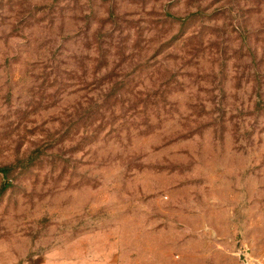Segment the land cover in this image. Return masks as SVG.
Returning a JSON list of instances; mask_svg holds the SVG:
<instances>
[{"label":"rangeland","instance_id":"374dc122","mask_svg":"<svg viewBox=\"0 0 264 264\" xmlns=\"http://www.w3.org/2000/svg\"><path fill=\"white\" fill-rule=\"evenodd\" d=\"M29 155L0 264H264V0H0V167Z\"/></svg>","mask_w":264,"mask_h":264},{"label":"trees","instance_id":"16d2710c","mask_svg":"<svg viewBox=\"0 0 264 264\" xmlns=\"http://www.w3.org/2000/svg\"><path fill=\"white\" fill-rule=\"evenodd\" d=\"M31 155H29V157H27V159L18 160V162L15 165H6V166L0 167V173H2L4 176H7L17 165H22V164H24L25 161L27 163L32 162V160L34 158H30ZM9 185H10L9 183H5L3 190H6L9 187Z\"/></svg>","mask_w":264,"mask_h":264},{"label":"crops","instance_id":"0c3cea01","mask_svg":"<svg viewBox=\"0 0 264 264\" xmlns=\"http://www.w3.org/2000/svg\"><path fill=\"white\" fill-rule=\"evenodd\" d=\"M243 225H244V229H245V228L247 229V232H249V231H253L254 228H253V229L249 228L250 226H253V225H254V219H253V216H251V217L248 216V217L246 218V220H244ZM245 252H246L249 256H251L250 254H251L252 250L246 248Z\"/></svg>","mask_w":264,"mask_h":264}]
</instances>
